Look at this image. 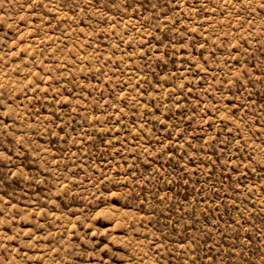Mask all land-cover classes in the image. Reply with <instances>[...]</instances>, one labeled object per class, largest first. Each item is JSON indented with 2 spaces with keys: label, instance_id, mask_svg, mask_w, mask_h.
<instances>
[{
  "label": "rangeland",
  "instance_id": "rangeland-1",
  "mask_svg": "<svg viewBox=\"0 0 264 264\" xmlns=\"http://www.w3.org/2000/svg\"><path fill=\"white\" fill-rule=\"evenodd\" d=\"M0 264H264V0H0Z\"/></svg>",
  "mask_w": 264,
  "mask_h": 264
}]
</instances>
